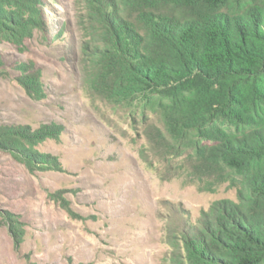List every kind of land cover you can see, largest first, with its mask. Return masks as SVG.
<instances>
[{
	"label": "trees",
	"instance_id": "trees-1",
	"mask_svg": "<svg viewBox=\"0 0 264 264\" xmlns=\"http://www.w3.org/2000/svg\"><path fill=\"white\" fill-rule=\"evenodd\" d=\"M83 1L87 94L130 121L145 139L142 160L163 178L236 190L196 221L183 214L171 233L178 261L264 264V0ZM37 2L0 0V43L32 36L42 23ZM19 81L43 97L40 72ZM63 131L57 123H4L0 150L32 172L62 170L36 146ZM0 215L19 247L18 220Z\"/></svg>",
	"mask_w": 264,
	"mask_h": 264
},
{
	"label": "rangeland",
	"instance_id": "rangeland-1",
	"mask_svg": "<svg viewBox=\"0 0 264 264\" xmlns=\"http://www.w3.org/2000/svg\"><path fill=\"white\" fill-rule=\"evenodd\" d=\"M37 1L42 23L32 36L0 43V125L62 124L58 138L36 146L62 170L32 172L0 150V211L15 215L13 230L23 234L18 247L0 215V264H182L171 233L183 214L196 221L236 190L200 191L148 167L144 137L85 89L84 1ZM31 71L41 73L42 98L19 81Z\"/></svg>",
	"mask_w": 264,
	"mask_h": 264
}]
</instances>
